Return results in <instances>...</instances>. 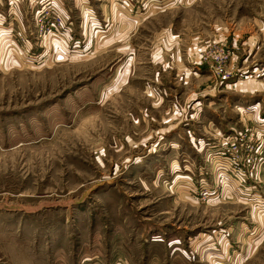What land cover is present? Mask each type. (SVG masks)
<instances>
[{
	"label": "rangeland",
	"instance_id": "374dc122",
	"mask_svg": "<svg viewBox=\"0 0 264 264\" xmlns=\"http://www.w3.org/2000/svg\"><path fill=\"white\" fill-rule=\"evenodd\" d=\"M132 2L0 0V264H264V0Z\"/></svg>",
	"mask_w": 264,
	"mask_h": 264
},
{
	"label": "crops",
	"instance_id": "0c3cea01",
	"mask_svg": "<svg viewBox=\"0 0 264 264\" xmlns=\"http://www.w3.org/2000/svg\"><path fill=\"white\" fill-rule=\"evenodd\" d=\"M78 2H79V4L81 5V10H82V16H83V18H81V21H83L84 23L85 22H89V23H92V25H94V23H97V17H95V12H94V9L93 8H90L89 6H88V4H87V0H78ZM121 3H122V5L125 7L124 9H123V11H124V13H121V14H129L130 15V12L131 11H133L134 9H133V2H132V0H121ZM118 4V3H117ZM114 5V4H113ZM116 5V4H115ZM120 5V3L118 4V6ZM126 10V11H125ZM84 14V15H83ZM8 38L7 36H6V34H5V36H1V39H3V38ZM4 38V39H5ZM7 40V39H6ZM246 102H250V104L249 105H245L244 107H242V109H256L257 110V108L259 107V101H254L253 103H252V100H248V101H246ZM240 109H241V107H240ZM263 124H264V120L263 121H261ZM206 146V145H205ZM212 146H214V145H212ZM178 176H183V175H178ZM184 176H186V178H189L187 175H184ZM145 251H147L146 249H144ZM215 253L213 252V255H214ZM123 256H125V255H123ZM122 256V257H123ZM124 262V264H128L127 262H125V260L123 261ZM134 263V262H133ZM113 264H123L121 261H120V259H117V261H114V263Z\"/></svg>",
	"mask_w": 264,
	"mask_h": 264
},
{
	"label": "bare ground",
	"instance_id": "6f19581e",
	"mask_svg": "<svg viewBox=\"0 0 264 264\" xmlns=\"http://www.w3.org/2000/svg\"><path fill=\"white\" fill-rule=\"evenodd\" d=\"M233 136H234V135H233ZM233 136H230V137H229V141H231V139H232ZM222 143H225V144L227 145V140H222Z\"/></svg>",
	"mask_w": 264,
	"mask_h": 264
},
{
	"label": "built area",
	"instance_id": "2783aa9c",
	"mask_svg": "<svg viewBox=\"0 0 264 264\" xmlns=\"http://www.w3.org/2000/svg\"><path fill=\"white\" fill-rule=\"evenodd\" d=\"M219 72H222V69H219Z\"/></svg>",
	"mask_w": 264,
	"mask_h": 264
}]
</instances>
